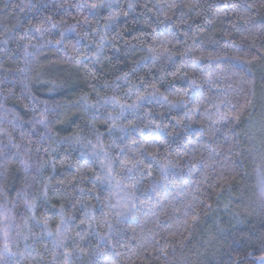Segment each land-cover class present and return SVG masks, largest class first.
<instances>
[{
	"label": "trees",
	"instance_id": "trees-1",
	"mask_svg": "<svg viewBox=\"0 0 264 264\" xmlns=\"http://www.w3.org/2000/svg\"><path fill=\"white\" fill-rule=\"evenodd\" d=\"M253 3L0 0V264H264Z\"/></svg>",
	"mask_w": 264,
	"mask_h": 264
},
{
	"label": "clouds",
	"instance_id": "clouds-1",
	"mask_svg": "<svg viewBox=\"0 0 264 264\" xmlns=\"http://www.w3.org/2000/svg\"><path fill=\"white\" fill-rule=\"evenodd\" d=\"M96 5V4H94ZM257 5L259 6L260 9H264V0H254V3H253V7H257ZM100 5H96V7H99ZM251 11V9L249 10ZM111 19V17L109 18ZM126 77V78H125ZM122 79L124 80H127V76L125 75ZM117 87H120L121 88V91H123V88L120 86V85H117ZM133 87H135V85H133ZM127 94V93H126ZM82 101H87V96H82L80 98ZM138 99V97H137ZM148 99V98H147ZM106 104H112V106L115 108L116 107V104L113 103L111 100H108V99H105L104 101ZM98 106H101V101L98 99L97 102H96V105H87V108L85 110V114H89V110L93 109V108H96ZM127 107L129 108L128 106H131V108H136L137 107V104L136 103H132L130 105H121L120 107ZM63 107L65 108H68L69 105H63ZM72 107H76V105H72ZM55 108H53V112H55ZM59 113H56V119H59ZM99 115H103L102 113H100ZM92 116H93V119H97L98 116L96 113H92ZM106 119H112V114L109 113L107 117H105ZM49 123H54V121H49ZM258 167L260 168H264V153H260L259 154V164H258ZM256 198L259 202L261 203H264V191L256 194Z\"/></svg>",
	"mask_w": 264,
	"mask_h": 264
},
{
	"label": "snow or ice",
	"instance_id": "snow-or-ice-1",
	"mask_svg": "<svg viewBox=\"0 0 264 264\" xmlns=\"http://www.w3.org/2000/svg\"><path fill=\"white\" fill-rule=\"evenodd\" d=\"M92 7L93 8H95L96 7V5H92ZM57 43H60V41H57ZM126 78V77H125ZM194 83V82H193ZM147 99V97H144V96H139L138 97V101H143V100H146ZM165 99H167L166 97H165ZM129 108H131V106H128ZM123 106L121 107V109L123 110ZM122 110H121V112H119V113H117V115H122L123 113H122ZM114 118V117H113ZM110 131H111V129H110ZM64 139H67L66 137L64 138ZM261 259H264V257H262Z\"/></svg>",
	"mask_w": 264,
	"mask_h": 264
}]
</instances>
